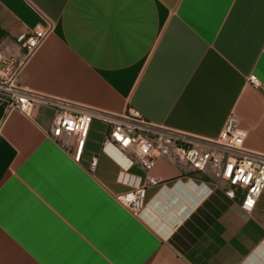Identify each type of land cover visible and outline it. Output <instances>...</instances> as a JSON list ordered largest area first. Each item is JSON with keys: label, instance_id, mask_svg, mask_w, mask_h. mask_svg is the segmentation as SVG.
I'll use <instances>...</instances> for the list:
<instances>
[{"label": "crops", "instance_id": "obj_1", "mask_svg": "<svg viewBox=\"0 0 264 264\" xmlns=\"http://www.w3.org/2000/svg\"><path fill=\"white\" fill-rule=\"evenodd\" d=\"M45 20L25 89L206 139L233 116L264 153V0H0V49L20 56L15 38ZM54 109L0 100V264H264V191L246 212L241 189L186 163L145 171L97 119L76 160ZM146 176L134 215L115 196Z\"/></svg>", "mask_w": 264, "mask_h": 264}, {"label": "built area", "instance_id": "obj_2", "mask_svg": "<svg viewBox=\"0 0 264 264\" xmlns=\"http://www.w3.org/2000/svg\"><path fill=\"white\" fill-rule=\"evenodd\" d=\"M52 30L53 23L45 20L44 24L19 34L15 42L21 50L20 56L9 55L0 49V100L6 103L8 112L19 110L29 115L37 105L54 106L50 134L56 139L62 134L74 135L76 160L91 121L100 120L107 126V140L128 153L145 171L154 166L157 157H165L172 163H186L192 169L210 175L217 183L226 182L229 186L226 193L230 197L234 196V189H241L240 207L246 212L254 208L264 191V153L243 146L245 133L237 127L235 117L228 118L216 139H206L153 123L133 109L111 113L25 89L21 84L25 65ZM248 79L257 85L254 75ZM96 163L97 158L94 157L92 169ZM158 182L156 177L146 176L141 185L115 197L132 214L137 215L143 207L146 188Z\"/></svg>", "mask_w": 264, "mask_h": 264}]
</instances>
